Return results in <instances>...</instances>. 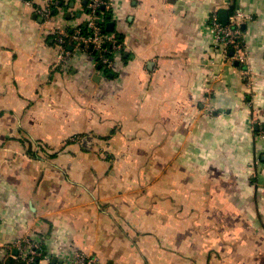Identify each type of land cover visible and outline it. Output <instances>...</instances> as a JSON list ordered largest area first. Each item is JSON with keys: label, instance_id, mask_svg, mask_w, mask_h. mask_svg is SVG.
Segmentation results:
<instances>
[{"label": "crops", "instance_id": "1", "mask_svg": "<svg viewBox=\"0 0 264 264\" xmlns=\"http://www.w3.org/2000/svg\"><path fill=\"white\" fill-rule=\"evenodd\" d=\"M109 1L124 50L104 70L81 52L55 65L51 28L83 24L84 0L49 23L42 0H0V244L264 264V0ZM221 9L248 16L251 76L215 45Z\"/></svg>", "mask_w": 264, "mask_h": 264}, {"label": "built area", "instance_id": "2", "mask_svg": "<svg viewBox=\"0 0 264 264\" xmlns=\"http://www.w3.org/2000/svg\"><path fill=\"white\" fill-rule=\"evenodd\" d=\"M35 13L44 23H49L56 10H59L60 0H42ZM66 1V0H64ZM81 6L84 11L86 30L82 24L73 27L53 26L50 34L56 49L57 67H67L75 54L81 52L90 54L96 64L104 70H109L114 57L120 56L124 50L123 42L112 32L105 31L106 11L111 9L109 0H84ZM99 8H104L101 11ZM248 20V16L234 9L228 22L223 25L217 11L209 15V24L213 33L215 45L220 49L225 60L236 61L242 65V72L251 76L247 52L242 45L240 26ZM255 122H253V125ZM99 264L97 257L83 251H75L69 256L64 254L51 263L45 247L31 235L13 242L0 244V264Z\"/></svg>", "mask_w": 264, "mask_h": 264}, {"label": "water", "instance_id": "3", "mask_svg": "<svg viewBox=\"0 0 264 264\" xmlns=\"http://www.w3.org/2000/svg\"><path fill=\"white\" fill-rule=\"evenodd\" d=\"M228 16H229L228 10H226V9L219 10V20H220V22L223 25H226L227 24V22H228ZM107 18L108 19L110 18L109 15L107 16ZM113 26H114V23L113 22L107 23V25H106L107 31H109V32L112 31L113 30ZM8 264H10V263H8Z\"/></svg>", "mask_w": 264, "mask_h": 264}, {"label": "trees", "instance_id": "4", "mask_svg": "<svg viewBox=\"0 0 264 264\" xmlns=\"http://www.w3.org/2000/svg\"><path fill=\"white\" fill-rule=\"evenodd\" d=\"M68 1H69V2H68L67 5L70 4L71 0H68ZM84 4H85V3H84ZM63 5H64L63 0H60V7H62ZM233 6H234V5L230 4V5H229V9L232 10V9H233ZM99 9H100L101 11H105L104 8H99ZM56 11H57V10H56ZM109 12H110V10H109V11H106V14H105V16H106V24H107V22H108V21H107V20H108L107 16H108ZM81 28H82L83 31H85V30H86V25H85V24H82V25H81ZM104 30L107 31V30H106V25H105V29H104Z\"/></svg>", "mask_w": 264, "mask_h": 264}]
</instances>
